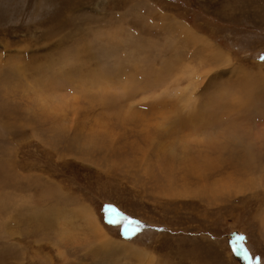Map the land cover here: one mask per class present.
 <instances>
[{
    "label": "rangeland",
    "instance_id": "rangeland-1",
    "mask_svg": "<svg viewBox=\"0 0 264 264\" xmlns=\"http://www.w3.org/2000/svg\"><path fill=\"white\" fill-rule=\"evenodd\" d=\"M0 264H264V0H0Z\"/></svg>",
    "mask_w": 264,
    "mask_h": 264
},
{
    "label": "snow or ice",
    "instance_id": "snow-or-ice-1",
    "mask_svg": "<svg viewBox=\"0 0 264 264\" xmlns=\"http://www.w3.org/2000/svg\"><path fill=\"white\" fill-rule=\"evenodd\" d=\"M107 211V223L109 225H121L123 228L122 235L126 239H130L137 235L142 230V225L139 221L130 219L124 216L121 212H119L115 208H109ZM243 249H236L237 255L241 254ZM244 257L247 259V253L244 252Z\"/></svg>",
    "mask_w": 264,
    "mask_h": 264
},
{
    "label": "bare ground",
    "instance_id": "bare-ground-1",
    "mask_svg": "<svg viewBox=\"0 0 264 264\" xmlns=\"http://www.w3.org/2000/svg\"><path fill=\"white\" fill-rule=\"evenodd\" d=\"M80 214L83 215L90 232L95 234L96 236L102 237L104 241V247H120L121 243H118L117 241H114L111 239L106 232L103 230L102 226H100L97 222V218L94 216V214L91 212V210L87 207L81 208ZM65 218V217H64ZM123 245V244H122Z\"/></svg>",
    "mask_w": 264,
    "mask_h": 264
}]
</instances>
